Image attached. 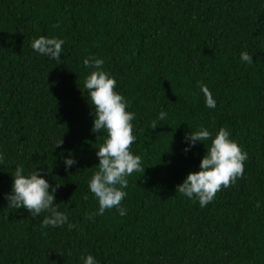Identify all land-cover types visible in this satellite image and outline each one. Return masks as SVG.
<instances>
[{
	"label": "trees",
	"instance_id": "obj_1",
	"mask_svg": "<svg viewBox=\"0 0 264 264\" xmlns=\"http://www.w3.org/2000/svg\"><path fill=\"white\" fill-rule=\"evenodd\" d=\"M41 35L65 41L59 61L33 50ZM90 57L135 114L130 151L145 167L128 177L126 215L94 220L88 184L107 132L91 131ZM222 127L248 155L245 175L201 208L176 186L211 140L185 136ZM0 154V264H83L88 254L98 264H264V0H0ZM18 166L59 185L56 206L75 228L42 227L48 213L8 205Z\"/></svg>",
	"mask_w": 264,
	"mask_h": 264
},
{
	"label": "clouds",
	"instance_id": "obj_2",
	"mask_svg": "<svg viewBox=\"0 0 264 264\" xmlns=\"http://www.w3.org/2000/svg\"><path fill=\"white\" fill-rule=\"evenodd\" d=\"M53 27H59V23ZM64 43L63 39L41 35L33 40L31 47L35 52L59 61ZM240 59L247 64L254 62L252 55L247 51L241 52ZM83 64L87 68L95 69L84 81V89L87 90L91 105L95 109L91 131L99 133L101 130H106L107 132L104 143L96 153L99 158L98 171L93 174L88 184L90 192L98 200L99 208L97 212L88 213L86 219L94 220L96 215H103L106 210L113 208L117 209L119 215L124 216L127 210L121 207V204L127 196L124 189L128 187V177L133 173L145 172L141 157L130 151L131 145L136 141L132 124L135 114L127 110L128 101L125 97L115 91L116 79L102 70L104 64L102 59L85 58ZM200 89L204 94L206 107L215 108L216 101L209 88L200 83ZM166 116L167 113L161 110L157 119L163 121ZM157 125V120H154L150 127L154 129ZM185 139L191 146L198 141L211 140L200 161L199 170L190 171L184 181L176 186V192L198 200L200 207L203 208L215 199L222 188H231L237 180L244 178L248 155L230 139V132L223 127L214 138L209 130L200 129L186 134ZM62 144L63 139L57 142L55 147ZM188 150L186 148L185 152ZM3 158V154H0V160ZM76 162L71 156L65 158L66 170ZM40 171L36 169L25 175L22 166L16 167L12 174V192L5 194L8 205L14 209H27L33 218L41 213H48L42 221V227H62L67 224L68 230L71 231L76 225L68 221L65 213L58 211L55 203L54 194L59 185H50L48 180L39 174ZM82 259L83 264H98L91 254Z\"/></svg>",
	"mask_w": 264,
	"mask_h": 264
}]
</instances>
